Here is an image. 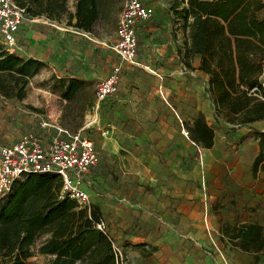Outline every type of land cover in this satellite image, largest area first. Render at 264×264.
I'll use <instances>...</instances> for the list:
<instances>
[{
  "label": "trees",
  "instance_id": "16d2710c",
  "mask_svg": "<svg viewBox=\"0 0 264 264\" xmlns=\"http://www.w3.org/2000/svg\"><path fill=\"white\" fill-rule=\"evenodd\" d=\"M30 18L45 17L60 22L67 18L74 27L92 32L104 12L103 0H75V12L69 0H15ZM264 8L262 0H175L174 15L190 30L184 54L189 59L201 57L200 70L210 76L208 93L216 111L234 127L264 121V101L250 95L258 85L264 61V20L256 13ZM101 10L103 11L101 13ZM40 63L8 53L0 45V93L8 99L23 100L30 79ZM73 80L64 98L71 100L78 91ZM190 139L211 149L215 130L205 115L199 113L188 127ZM261 152L253 165L256 174L264 167V134L258 137ZM62 181L57 174H32L17 181L11 192L0 198V264H26L35 256H53L51 264H120L113 241L100 212L95 207H81L76 201L61 198ZM233 247L253 254L252 264H260L264 254V226L247 223L222 230Z\"/></svg>",
  "mask_w": 264,
  "mask_h": 264
},
{
  "label": "rangeland",
  "instance_id": "374dc122",
  "mask_svg": "<svg viewBox=\"0 0 264 264\" xmlns=\"http://www.w3.org/2000/svg\"><path fill=\"white\" fill-rule=\"evenodd\" d=\"M103 1L104 12L98 30L104 40L103 52L93 47L81 49L90 53L88 58H96L97 61L91 69V77L88 80H78L80 83L78 91L71 100L64 98L67 87L73 81L71 77L74 76L73 63L71 62L68 66L70 62L68 49L71 45L66 43L67 47L63 48L64 56L60 61L58 59L60 55L57 54H51L47 60H41L36 56L28 58L24 54L23 26L19 37L21 52L17 55L27 60L37 61L40 66L37 74L30 79L29 88L23 100L8 99L0 93V149L15 143L27 133H34L49 140L59 136L61 129L76 132L87 122L88 126L82 133L94 142L101 161L87 176L86 184L89 182L87 184L89 189L98 195L116 194L118 191L134 193L139 190H154L156 188L153 185L155 170L150 171L154 168V159L165 168L171 167L170 171L182 169L190 177H193L195 172L205 177L208 171L229 173L237 162L244 158V155L252 154L250 145L254 140L259 142L258 137L264 134L261 132L264 130V123L258 124L259 128L255 131L238 134L237 129L229 127L231 124L225 116L221 115L215 118L216 121L212 124L216 133L217 145L209 150L184 136L178 116L174 111L172 115L170 107L169 109L167 107V103L174 106L184 121L185 127L193 124V112L188 110L191 106L185 101L184 94H181L182 88L179 85L181 80L164 74H161L162 78H160L155 68L149 66L143 57L146 42L140 33L138 35L139 51L135 64L127 63L120 57L114 50V46L121 0ZM144 1L155 3L157 12L162 14L175 0ZM72 7L73 5L69 3V9ZM35 19L39 21L37 23L27 22L26 26L28 28L30 25H34L33 28H53L50 24L54 23L46 18ZM68 26L70 25L67 18L64 17L62 27ZM0 45L2 46L1 43ZM39 47L44 48L42 44ZM149 49V55H153L156 48ZM78 57L76 66L82 68L86 58L84 54L83 56L78 54ZM164 64L162 63L159 68L171 70L165 68ZM117 66H120L122 71L121 91L125 99L118 101L121 98L118 96L119 92L107 100L105 110L96 109L97 84L102 78L112 73L114 67ZM78 77L81 76L78 75ZM166 79H168L167 82ZM206 91L209 95L208 90ZM93 106L95 109L92 108ZM109 107L111 108L108 109ZM114 107L118 109H112ZM162 138L173 140L172 147L160 146ZM235 141L237 146L240 145L239 147L234 148ZM109 142H112L115 146L112 148L118 153L104 156L106 152L104 147H108ZM188 151L189 154L185 156ZM211 182L216 188L218 184L220 189L215 176L211 177ZM202 183L190 179L193 188H203ZM251 192V198H254V203L258 204L250 211V215L243 214L241 218L259 217L264 222V207L262 206L264 175L260 184L252 186ZM208 252L213 257L216 255L212 246L209 247ZM249 256L237 252L235 255L238 260L237 264H247ZM51 260L52 258L49 257L36 258L29 264H51ZM260 264H264V254L260 255Z\"/></svg>",
  "mask_w": 264,
  "mask_h": 264
},
{
  "label": "crops",
  "instance_id": "0c3cea01",
  "mask_svg": "<svg viewBox=\"0 0 264 264\" xmlns=\"http://www.w3.org/2000/svg\"><path fill=\"white\" fill-rule=\"evenodd\" d=\"M143 2L155 9L154 17L139 28V33L142 34L146 42V51L143 57L150 67L155 68L160 78H162L161 74H164L181 80L179 84L182 88L181 94H184L185 101L190 104L191 107L188 110H192L194 120L199 113H203L208 124L212 127L213 122L216 121V111L206 91L209 87L210 76L200 70L202 59L198 55L189 59L191 68L184 65V54L189 42L190 30L184 27L183 20L177 18L170 7L165 13L160 14L156 10L155 3H146L144 0ZM69 3L73 5L70 10L74 13L75 0H69ZM262 3L264 5V0ZM103 11L101 10V13ZM102 16L103 13L92 32L74 27L76 19L68 27H62V21H51L54 23H49L53 27L52 29L33 28L34 25H30L28 28L27 22L37 23L39 21V19L28 16L24 22V54L28 58L36 56L41 60H47L51 54H57L60 55L58 57L60 61L64 56L63 48L67 47L66 43H68L71 45L68 49L70 56L68 66L72 62L74 71V76L71 79L88 80L97 59L88 58L90 53L81 49L93 47L101 53L103 52L104 40L98 31ZM256 17L260 21L264 20V8L256 13ZM40 44L44 48H40ZM154 47L156 48L155 53L149 55V48ZM78 54L82 56L84 54L86 58L82 68L76 66L79 59ZM162 63H165V68L171 70L159 68ZM167 81L168 79H166ZM122 82L121 79L119 102L125 99L121 91ZM165 100L167 102V99ZM106 102H103L99 108L96 102V109L105 110ZM169 105L171 104L167 103L168 109ZM95 106L92 108L95 109ZM112 109H118V107ZM169 110L173 115L171 107ZM263 123L264 121H260L240 128L232 125L229 127L236 128L238 134H243L255 131L259 128L258 124ZM86 124L78 131L87 128ZM113 128L116 127L113 126ZM167 141L168 144H166ZM161 142L160 146L172 147L173 140L162 138ZM215 142L217 145L216 133ZM107 145L108 147H104L106 151L104 156L117 152L112 148H115L112 142ZM239 146L235 141L234 148ZM250 148L252 154L244 155V158L240 159L229 173L208 171L205 177L196 172L193 177H190L182 169L170 171L171 167L165 168L154 159V168L150 171L155 170L153 185L156 188L150 191L139 190L134 193L118 191L116 194L98 195L89 189L87 185L89 182H87L90 205L100 212L106 233L112 239L114 248L122 252L123 262L126 264H237L238 260L235 258L237 252L249 256L250 254L233 247L222 230L227 226L247 223H258L264 226V222L259 217L255 219L241 218L243 214L250 215V211L256 208L258 203H254L255 199L251 198V190L252 186L260 184L264 175V167L256 174L253 172L254 162L261 152L259 142L254 140ZM188 154L189 151L185 156ZM212 176L216 177L220 189L218 184H216L218 188L212 184ZM190 179L203 182L204 187L201 189L191 187ZM262 206L264 207V203ZM44 240L45 238L41 239L33 247L35 256L27 261L28 264L36 258H53V256L38 253V248ZM210 246L214 247L216 253L214 257L208 252ZM253 258L254 255L251 254L247 264H252Z\"/></svg>",
  "mask_w": 264,
  "mask_h": 264
},
{
  "label": "built area",
  "instance_id": "2783aa9c",
  "mask_svg": "<svg viewBox=\"0 0 264 264\" xmlns=\"http://www.w3.org/2000/svg\"><path fill=\"white\" fill-rule=\"evenodd\" d=\"M120 15L116 28L114 50L130 64H135L139 51V28L150 21L155 9L143 0H121ZM24 8L15 0H0V43L10 54H19V37L27 20ZM122 79L121 67L100 80L96 87L97 107L119 92ZM250 95L264 101V67L258 85ZM181 123L182 133L190 138V132L175 108L170 105ZM60 135L46 140L34 133H27L15 143L0 149V197L9 194L14 184L32 174L53 173L62 181L61 198L76 201L81 207L90 209V193L86 189V178L95 168L100 157L94 142L81 131L62 129ZM99 229H105L104 224ZM116 259L123 262L122 252L114 248Z\"/></svg>",
  "mask_w": 264,
  "mask_h": 264
}]
</instances>
